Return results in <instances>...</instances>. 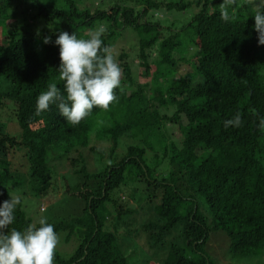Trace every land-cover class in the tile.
<instances>
[{
    "label": "trees",
    "instance_id": "16d2710c",
    "mask_svg": "<svg viewBox=\"0 0 264 264\" xmlns=\"http://www.w3.org/2000/svg\"><path fill=\"white\" fill-rule=\"evenodd\" d=\"M222 2L107 0L92 8L80 0H0V110L12 103L19 126L9 134L0 118V204L25 185L45 198L54 189L52 161L69 160L73 150L88 148L96 164L97 155L105 159L103 170L79 159V179L65 182L83 215L47 222L66 241L78 240L68 256L55 251L53 264H211L207 242L218 232L228 238L226 256L264 252V45L252 4L236 0L224 21ZM190 8L179 20L175 12ZM96 25L106 29L102 47L112 50L121 32L135 35L129 50L113 53L122 69L117 100L107 110L94 107L78 125L55 104L37 115V97L50 83L64 90L59 31L87 39ZM237 112L242 126L225 128ZM90 136L110 142L108 154L89 146ZM123 187L140 212L111 196ZM32 223L21 200L8 230ZM120 237L128 246L135 238L148 258L132 260Z\"/></svg>",
    "mask_w": 264,
    "mask_h": 264
},
{
    "label": "clouds",
    "instance_id": "9594fccd",
    "mask_svg": "<svg viewBox=\"0 0 264 264\" xmlns=\"http://www.w3.org/2000/svg\"><path fill=\"white\" fill-rule=\"evenodd\" d=\"M248 2L256 9L252 16L258 45H264V11L259 0ZM235 5L236 0H223L220 5L222 20L233 18L229 15V7ZM105 31L103 26L89 30L87 39L59 31L54 44L59 46L60 66L57 70L59 79L64 82V90L62 92L55 83H50L37 97V115L55 104L68 123L78 125L94 107L107 110L117 100L114 90L120 87L122 69L113 50L102 47L101 37ZM50 42L51 37L43 40L44 44ZM242 124L239 112L224 121L225 128H238ZM259 126L264 128V118ZM20 203V196H15L0 204V264H53L59 240L53 225L47 223L45 217L29 224L23 231L8 230L14 220V209Z\"/></svg>",
    "mask_w": 264,
    "mask_h": 264
},
{
    "label": "rangeland",
    "instance_id": "374dc122",
    "mask_svg": "<svg viewBox=\"0 0 264 264\" xmlns=\"http://www.w3.org/2000/svg\"><path fill=\"white\" fill-rule=\"evenodd\" d=\"M80 1L81 3H84V4H90L92 8H94L95 6L96 8L103 7L107 4V0H105L106 2L101 1V0H80ZM259 2L263 3L264 0H259ZM193 12H194V9L190 8L186 11H183L182 13L175 12V14L179 16V20H185L186 18H189V15H191ZM159 16L161 17V14ZM161 19L169 20L170 18L169 16H163ZM97 28H98V25H96L94 30ZM88 32L89 31H87L86 33L88 34ZM134 37L135 35L132 31L126 30V31L121 32L120 37H119L120 40H118L115 43L113 53L117 55L120 52L121 48H123L124 50H129L128 47L134 44ZM132 52H134V49L130 50L129 59L132 60L133 62L132 70L135 72L137 59L134 58L135 56L134 54L133 55L131 54ZM174 56H177V54H174ZM10 104L12 106V109L8 108L9 106L7 105L5 107L6 109L0 110V118L3 122L6 123L7 132L9 134L15 135L19 133V126H18L16 117L14 115V112H12L13 105L12 103ZM170 132L172 133L171 135L173 137L175 138L179 137V132L177 131L176 127H172ZM91 138L92 136H90L89 146H94L96 148H102L104 150V153L108 154V148H109L110 142L106 140L94 139L95 137L92 139ZM125 141L131 142L128 139H125ZM123 146L124 144H120V147L118 148L116 152L117 154L121 155L124 152L125 149H123ZM70 155H71V158H69V160L62 159L60 161H54V162L52 161L51 163L52 164L51 166L53 169L52 189L53 187L54 189L50 190L49 194L45 198L40 199L38 197L30 196L31 192H30L28 185H25V187L22 188L21 190L22 192L19 191L17 192L18 193L17 195L12 196V197L20 196L23 202L24 208L27 212V215H29L32 218L34 223H37L41 217H45L47 222H52L57 219L64 218L70 213L79 214V216L83 215V211H81V208L83 207L82 201L76 198H72L71 196H67V194L64 191L65 182L66 184L72 185L73 182L79 179L77 175L73 173L74 169H76V167H78V165L81 162L79 161V159H82V158L84 159V162L87 164L89 170H96L97 166L98 165L100 166L99 163L102 164L101 170H103V164H105V159L104 158L101 159L99 158V155L96 156L95 154L96 159H98L99 161V163L96 164L94 161V153L91 152L88 148H78L77 150H73L70 153ZM75 159H76V163L73 164L72 161ZM15 161L17 163L18 159H16ZM106 162H109V160L106 159ZM126 190L127 189H125L124 187L121 189V191L120 190L117 191V189H115L111 196L115 198L121 197L120 201L122 203L124 202L126 205L133 206V207L136 206L134 205L133 200L130 197L128 198ZM23 191H26V195ZM12 194H14V192ZM111 208L112 206H108L106 211L104 210L105 214L109 215L112 212ZM136 210L140 212L137 206H136ZM114 218L115 217L113 213V218L111 219L110 217H108L110 221L109 220L107 221L111 223V221H113ZM117 226H118L117 223L113 224L114 228H116ZM64 235L65 233H62V232L57 233L59 242H58V245L55 251L61 253L62 255L68 256L72 252L73 248L78 244V240L76 236H73L69 241H66ZM123 236H126V235L124 234ZM125 239L126 238L120 237L119 242L122 246H128ZM140 244H138L135 238H133L131 240L130 246H128L127 248L125 247L124 248L122 247V248L126 252H130V251L133 252L131 253L132 260L139 259V258H145V257H146L145 259H147L148 255L146 254L145 251L144 252L142 251L143 247ZM226 245L228 247V238L225 236V234L223 235V233L221 232L211 234L207 242V252L209 253L210 258H211V261H212L211 264H264V252L257 256L254 255V256L247 257V258L233 259L229 255L226 256L225 254L227 252ZM225 249H226V252H225ZM228 256H229L228 258L229 260L226 259ZM157 257L158 256H156V258ZM138 263L140 264V261H138Z\"/></svg>",
    "mask_w": 264,
    "mask_h": 264
}]
</instances>
